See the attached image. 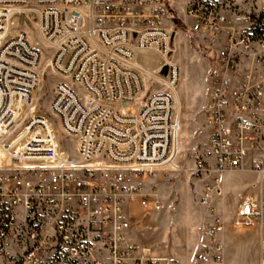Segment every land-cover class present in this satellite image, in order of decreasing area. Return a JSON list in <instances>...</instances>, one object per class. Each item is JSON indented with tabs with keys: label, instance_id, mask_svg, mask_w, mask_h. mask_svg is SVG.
I'll list each match as a JSON object with an SVG mask.
<instances>
[{
	"label": "built area",
	"instance_id": "1",
	"mask_svg": "<svg viewBox=\"0 0 264 264\" xmlns=\"http://www.w3.org/2000/svg\"><path fill=\"white\" fill-rule=\"evenodd\" d=\"M245 2L185 0L175 17L177 0H0V264H161L134 242L130 209L160 211L147 180L177 168V29L210 61L214 176L202 203L222 197L226 175L256 176L232 226L260 230L264 264V0ZM23 21L40 41L13 32ZM146 53L157 69L136 64ZM49 74L61 78L50 112L74 139L71 152L39 112ZM225 230L218 216L204 223L193 264L223 261Z\"/></svg>",
	"mask_w": 264,
	"mask_h": 264
},
{
	"label": "rangeland",
	"instance_id": "2",
	"mask_svg": "<svg viewBox=\"0 0 264 264\" xmlns=\"http://www.w3.org/2000/svg\"><path fill=\"white\" fill-rule=\"evenodd\" d=\"M177 1L178 4L172 10L175 17H180L185 0ZM246 1V7L256 3V0ZM83 2L88 5L90 0ZM20 29L28 31L33 42L40 41L38 32L31 23L23 21L13 32ZM177 31L172 58L181 69L177 93L183 107L177 168L174 170L175 166L171 165L154 173L147 180L146 190L160 199V211L146 210L139 206L130 209L134 242L151 250L161 264H193L196 253L204 254L203 245L207 240L202 232L204 223L211 217L218 216L226 224H232L236 209L251 192L250 185L256 179L252 174H228L222 184V197L215 196L209 208L203 205L205 188L214 176L210 132L204 117L210 95V61L202 45L188 37L183 30ZM135 59L150 69H157L161 64L153 53L138 54ZM59 80L60 77L52 74L45 77L39 112L50 118L62 149L71 152L74 139L63 131L59 118L50 112ZM148 90L161 91L163 87L152 84ZM128 113L136 114L137 108L129 106ZM252 232L253 229L232 231L231 248L224 261L218 264H257L260 250L256 235L251 234ZM206 264L213 263L207 260Z\"/></svg>",
	"mask_w": 264,
	"mask_h": 264
},
{
	"label": "crops",
	"instance_id": "3",
	"mask_svg": "<svg viewBox=\"0 0 264 264\" xmlns=\"http://www.w3.org/2000/svg\"><path fill=\"white\" fill-rule=\"evenodd\" d=\"M136 64L140 65V63L138 61ZM232 231H236V229L232 226V224L230 222H227L226 230H225L224 234L221 236V240H222V243L224 245L223 261H224V257L228 254V250L231 248V245H232L231 244L232 243V240H231ZM251 234L256 235V238L258 241V250H259L260 230L258 228H254L253 232ZM259 259H260V253H259V256L257 257V264H259Z\"/></svg>",
	"mask_w": 264,
	"mask_h": 264
},
{
	"label": "bare ground",
	"instance_id": "4",
	"mask_svg": "<svg viewBox=\"0 0 264 264\" xmlns=\"http://www.w3.org/2000/svg\"><path fill=\"white\" fill-rule=\"evenodd\" d=\"M136 63H137V61H136ZM165 170V169H164Z\"/></svg>",
	"mask_w": 264,
	"mask_h": 264
}]
</instances>
